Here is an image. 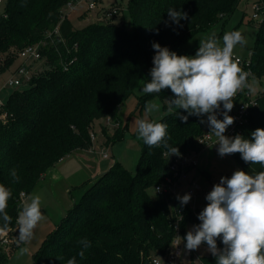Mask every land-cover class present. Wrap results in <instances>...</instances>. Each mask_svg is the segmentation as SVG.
<instances>
[{"label": "trees", "instance_id": "1", "mask_svg": "<svg viewBox=\"0 0 264 264\" xmlns=\"http://www.w3.org/2000/svg\"><path fill=\"white\" fill-rule=\"evenodd\" d=\"M73 1L6 0L0 15V77L7 71L14 74L25 62L21 51L38 43L45 66L43 71L33 72L28 83L15 86L0 105V184L12 193L6 209L11 217L8 241L3 243L5 236L0 237V264H5L7 253L17 247L18 212L41 177L75 150L90 149L96 121L101 120L105 133L108 118L119 126L121 132L109 135L108 142L123 134L119 109L154 66L153 43L176 49L217 22L225 23L242 0H128L133 33L114 20L76 27L63 10ZM170 8L186 13L187 19L175 23L167 13ZM262 10L264 13V7ZM257 25L249 83L264 76V17ZM155 95L166 111L157 122L167 125L169 146L178 147L179 154H197L204 148L199 138L206 133L201 121L207 115L189 116L185 123L177 116L178 112L188 115L183 109L169 114L168 100L175 98L170 89L144 94L140 105ZM255 99L257 104L250 108L239 134L245 139H251L257 128L264 129V90ZM233 100L235 103L237 98ZM177 156L142 140L136 173L114 162L107 171L84 182L83 193L45 238L33 263L67 264L75 257L76 264H154V256L171 250L177 225L186 235L201 223L198 215L203 205H181L177 197L182 195L150 194L157 183L172 175L171 165ZM233 156L239 170L250 174L264 171L259 164L245 163L239 153ZM13 168L18 180L10 175ZM83 239L90 243L89 248L78 243ZM217 247L223 249L221 239H217ZM82 250L83 257L79 255ZM200 264H216V257L209 252Z\"/></svg>", "mask_w": 264, "mask_h": 264}, {"label": "clouds", "instance_id": "2", "mask_svg": "<svg viewBox=\"0 0 264 264\" xmlns=\"http://www.w3.org/2000/svg\"><path fill=\"white\" fill-rule=\"evenodd\" d=\"M169 18L179 24L187 19V14L168 9ZM222 44L216 33L200 39L194 56L177 55L159 43H153L155 51L153 67L150 70L151 80L144 83V94L160 93L170 89L174 99L168 100L167 111L183 109L188 115L177 116L183 122L188 117L207 115V124L211 134L217 138L218 154L221 157L239 153L245 163L259 164L264 168V129L257 128L251 133V139L237 134L225 136L226 129L234 123V117L228 113L234 107L233 98L238 92L247 88L254 90L249 83V73L245 72L238 60L233 56L237 45H244L246 40L240 31L225 32ZM223 106V119L217 118V112ZM159 103L147 102L146 113L158 112ZM205 121H201L204 123ZM138 138L149 147L163 146L171 155H179L178 147H170L167 143V125L160 122L139 119L135 121ZM170 139V137H168ZM14 180H18L16 169L10 172ZM11 191L0 184V237L7 235L11 217L6 209L11 198ZM181 205L191 200L190 194L178 196ZM207 205L199 213V225L188 231L181 238L186 241L188 251L198 249L206 243L208 251L216 257V264H264V171L250 174L244 170H235L231 177H221L219 183L206 195ZM45 219L41 211V197L29 196L22 203L16 219L17 257L29 253L27 245L34 237V230ZM217 239H221L223 249L217 247ZM83 249L91 245L87 239L78 241ZM79 255L83 257L84 251ZM67 264H76L75 257Z\"/></svg>", "mask_w": 264, "mask_h": 264}, {"label": "rangeland", "instance_id": "3", "mask_svg": "<svg viewBox=\"0 0 264 264\" xmlns=\"http://www.w3.org/2000/svg\"><path fill=\"white\" fill-rule=\"evenodd\" d=\"M91 1L95 4L94 8H90L89 6ZM253 1L254 0H242L239 8L226 19L225 23L223 22L224 20L217 22L208 30L197 33L192 38L181 43L176 49L170 51L176 52L177 55L194 56L198 50L200 39L205 36L214 32L222 44V38L225 32L238 30L244 36L246 43L244 45H237L233 55L243 59L248 58L254 49L258 32L257 23L264 17V13L260 12V18L258 20H251L253 19L252 14L255 11L254 5L256 3H261L264 6V0H257L255 4H253ZM117 6H120V8H117ZM105 7L108 8V12L105 10ZM5 8L6 0H3L2 3H0V15L4 13ZM114 8L117 9V13L112 11ZM63 10L76 27H83L98 20H114L116 23L123 22L128 32H134V24L128 6V0H77L73 7L67 5ZM109 11L115 14L111 15ZM114 15L117 16L114 17ZM20 63L21 60H19L13 68H16ZM27 63L33 72L38 73L45 69L42 59H31ZM10 74V71H7L0 77V99L2 100H5L14 89V86L5 85L6 81L12 76ZM253 79H255V83L253 84L254 90L251 91L252 99H254L260 91L264 90V76L261 79L252 78L250 83H253ZM150 80L151 76L149 71V74H144L142 76L135 91L121 105L119 116L121 118L122 128L125 127L123 134L116 136L111 142H108L109 135L112 136L115 133L121 132L117 131L119 126H116V128L114 123L108 122L107 133H105L100 126L101 120L96 121V136L93 139L92 146L88 149L89 152L79 149L78 151L76 150V152H72L69 157L60 160L55 165L56 170H58L55 174L58 175V178L54 179L52 178V174H48L44 180L42 178L41 181H39L36 188L29 193L28 196L26 195L24 197V200H27L28 197L32 195H39L41 197V211L45 219L41 221L34 230L33 239L27 245H20V247H28L29 253L18 258L17 253L19 249L16 247L13 252L7 253L5 264H34L33 255L40 248L48 234L57 227L61 218L67 215L69 209L73 206L72 204H74L70 193L67 191V187L69 186V188L72 189L75 199H78L86 188L83 187L82 184L84 182L87 183L95 176L92 175V177H90V170L95 168L99 169V167L106 168L105 170H107L114 162H119L121 166L130 173H136L138 160L142 153V139L138 138L135 121L146 119L157 122L166 112L163 108V102L156 95L148 98L143 105H140V97L144 96L142 87L144 83L150 82ZM149 101L159 103L161 105L160 110L150 114L146 113L145 105ZM237 102L238 100L234 103L231 112L228 113L230 116L233 115ZM223 111L224 109L221 105V108L217 112L218 119H223ZM203 121H205L203 123L205 131L211 134V129L207 124V117H205ZM211 135L214 136L213 134ZM104 153L109 155V159L103 158ZM194 155H196L197 166L190 170L188 178L183 181L180 190L184 192L187 191L191 187L192 182L198 185L199 188L195 186L197 188L196 193L191 197L189 204L192 207L199 208L208 203L205 199L206 196H202V191L204 189H212L215 184L219 183L221 177H226L227 174H231L240 165L233 154L221 157L212 144L204 147L198 151L197 154L194 153ZM150 194L156 196L152 189L150 190ZM68 200H71L72 204L65 210L64 207L67 208ZM60 215L61 218L58 220ZM192 229L193 227H191L190 230ZM14 239L17 241V236H14ZM209 252L208 246L205 244L204 247L196 249L193 255L185 252L181 253L176 264H193L191 262L192 260L190 261L191 256H193L192 259L195 261V264H200L201 257L207 255Z\"/></svg>", "mask_w": 264, "mask_h": 264}, {"label": "built area", "instance_id": "4", "mask_svg": "<svg viewBox=\"0 0 264 264\" xmlns=\"http://www.w3.org/2000/svg\"><path fill=\"white\" fill-rule=\"evenodd\" d=\"M3 0H0V3H2ZM77 0L70 2L68 5L70 7H73L75 5ZM90 1V0H85ZM90 8H94L95 4L93 1L89 4ZM255 11L252 14V17L254 19L260 18V12L263 10V5L261 3H256L254 5ZM113 12L116 11V9L112 10ZM111 13V12H109ZM40 46L41 44H35L28 46L23 51H21V56L25 58V62L18 67L16 72L12 74V76L6 81L5 85L10 86H19L24 85L28 83V81L31 79L33 75V71H31L30 66L28 65V61L31 59H40L41 52H40ZM236 60L239 62V66L247 73H249L248 79L253 75L252 67H251V53L250 56L246 59H243L241 57H238L236 55H233ZM241 97L239 98V95ZM238 100L237 106L233 112L232 117H234V123L229 126L226 129V132L224 133L227 137H234L237 134H240L242 132V126L247 122L248 116L250 113V108L257 104L256 99L251 98V92L245 88L242 91L238 92L235 96ZM3 104V100L0 99V105ZM5 115V113L3 114ZM109 118L107 121L109 122ZM96 134L94 132H91L92 140L95 138ZM200 143L204 145V147L208 146L209 144L214 145L215 149L218 151V145H215L217 142V138L206 132L203 136L199 138ZM104 157H109L107 153H104ZM197 165V159L196 155H194V152L192 153H182L179 154L177 157H175L172 165V175H167L161 182L157 183L153 191L156 195H164V194H171L172 196H178V195H184V194H190L191 197L196 193V189L199 188L198 185H195L194 182H192L191 187L187 191H181L180 188L182 186V183L184 180L188 178L189 174V168ZM197 186V188L195 187ZM211 189H204L202 191V196H206ZM204 205L203 207H205ZM196 208V207H193ZM177 234L173 240L172 248L169 252H167L164 256H154L152 261L154 264H176L177 259L179 255L183 252L188 254H193L195 250L188 251L185 248L186 241H184L183 237L186 235H183L181 233V229L179 225L176 226ZM8 241V233L3 239V243H6ZM205 243L202 244L200 247H204ZM199 247V248H200ZM193 263V262H192ZM194 264V263H193Z\"/></svg>", "mask_w": 264, "mask_h": 264}, {"label": "crops", "instance_id": "5", "mask_svg": "<svg viewBox=\"0 0 264 264\" xmlns=\"http://www.w3.org/2000/svg\"><path fill=\"white\" fill-rule=\"evenodd\" d=\"M255 1V0H254ZM79 149H77V151H78ZM84 151H88L89 152V150L88 149H83ZM74 152H76V150L74 151ZM72 154V153H71ZM79 155V154H78ZM70 155H68L67 157H69ZM103 158L104 159H109V157H104L103 156ZM106 169V168H105ZM104 168H100L99 167V169L98 168H95V169H93V170H90L89 172L91 173L90 174V177H92V175H95L93 178H95V177H97L98 175H100V174H102L103 172H105V171H107V170H105ZM103 171V172H102ZM55 172H58V170H56V167L55 166H53L52 168H50L42 177H41V179L43 178V180H44V178L45 177H47L48 176V174H52V178H54V179H56V178H58V175H56L55 174ZM101 172V173H100ZM62 177V176H61ZM92 178V179H93ZM41 181V180H40ZM67 191L70 193V195H71V198L73 199V203H74V201H75V198H74V195H73V191H72V189H70L69 188V186L67 187ZM28 196V195H27ZM24 201H26V199L24 200ZM71 204H72V202H71V200H68V203H67V208H65L64 207V209L66 210V209H68L70 206H71ZM73 205V204H72ZM61 213V212H60ZM60 218H61V215H60V217H59V219L58 220H60ZM62 219V218H61ZM57 220V221H58ZM61 221V220H60ZM17 235H18V233H17ZM191 255H193V254H191ZM193 258V256H191V258H190V261L191 262H193L194 264H195V261L192 259Z\"/></svg>", "mask_w": 264, "mask_h": 264}, {"label": "water", "instance_id": "6", "mask_svg": "<svg viewBox=\"0 0 264 264\" xmlns=\"http://www.w3.org/2000/svg\"><path fill=\"white\" fill-rule=\"evenodd\" d=\"M203 209H204V207H203Z\"/></svg>", "mask_w": 264, "mask_h": 264}]
</instances>
